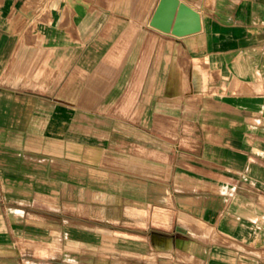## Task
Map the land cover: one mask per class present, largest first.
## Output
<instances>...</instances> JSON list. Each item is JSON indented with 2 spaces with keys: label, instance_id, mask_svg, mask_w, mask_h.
<instances>
[{
  "label": "crops",
  "instance_id": "0c3cea01",
  "mask_svg": "<svg viewBox=\"0 0 264 264\" xmlns=\"http://www.w3.org/2000/svg\"><path fill=\"white\" fill-rule=\"evenodd\" d=\"M159 1L85 0V50L54 46L85 60L64 62L61 79L85 80V95L161 97L151 125L161 135L147 137V150L162 153V166L145 174L173 177L158 190L179 205L162 264H264V0H177L199 16L184 35L151 24ZM28 147L0 148V167L65 192L127 181Z\"/></svg>",
  "mask_w": 264,
  "mask_h": 264
},
{
  "label": "rangeland",
  "instance_id": "374dc122",
  "mask_svg": "<svg viewBox=\"0 0 264 264\" xmlns=\"http://www.w3.org/2000/svg\"><path fill=\"white\" fill-rule=\"evenodd\" d=\"M82 13L85 0H0V148L38 145L127 181L65 192L0 167V264H162L173 250L167 223L179 205L158 190L173 177L145 174L162 166V153L147 150V137L161 135L151 127L161 97L85 95V80L61 79L64 62L85 60L54 47L85 50Z\"/></svg>",
  "mask_w": 264,
  "mask_h": 264
},
{
  "label": "water",
  "instance_id": "95a60500",
  "mask_svg": "<svg viewBox=\"0 0 264 264\" xmlns=\"http://www.w3.org/2000/svg\"><path fill=\"white\" fill-rule=\"evenodd\" d=\"M178 7V12L171 25L173 13ZM151 24L165 31L171 30L175 35H184L199 30V16L191 8L177 0H160Z\"/></svg>",
  "mask_w": 264,
  "mask_h": 264
},
{
  "label": "bare ground",
  "instance_id": "6f19581e",
  "mask_svg": "<svg viewBox=\"0 0 264 264\" xmlns=\"http://www.w3.org/2000/svg\"><path fill=\"white\" fill-rule=\"evenodd\" d=\"M161 213V212H160ZM167 217V216H166Z\"/></svg>",
  "mask_w": 264,
  "mask_h": 264
}]
</instances>
